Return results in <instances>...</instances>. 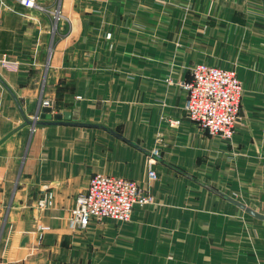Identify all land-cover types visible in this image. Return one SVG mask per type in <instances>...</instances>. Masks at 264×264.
I'll return each mask as SVG.
<instances>
[{
	"label": "crops",
	"instance_id": "0c3cea01",
	"mask_svg": "<svg viewBox=\"0 0 264 264\" xmlns=\"http://www.w3.org/2000/svg\"><path fill=\"white\" fill-rule=\"evenodd\" d=\"M37 4L0 0V264H264V220L228 200L264 216V0ZM199 64L243 85L230 139L185 110ZM96 173L152 203L72 228Z\"/></svg>",
	"mask_w": 264,
	"mask_h": 264
},
{
	"label": "built area",
	"instance_id": "2783aa9c",
	"mask_svg": "<svg viewBox=\"0 0 264 264\" xmlns=\"http://www.w3.org/2000/svg\"><path fill=\"white\" fill-rule=\"evenodd\" d=\"M28 9H40L37 0H18ZM55 18L61 21V12L57 10ZM192 80L181 83L186 91L185 110L191 121L210 136L230 139L235 132L242 108L243 85L235 71L221 69L206 64L191 68ZM44 101L42 108H48ZM38 114L35 121H39ZM153 155L159 156V151ZM150 180L157 178L150 170ZM52 195L40 201L39 207L51 205ZM151 195L136 182L114 175L94 174L88 189L78 195L75 206L70 212L72 228L85 230L93 222L112 219L128 223L135 206L144 207L152 203Z\"/></svg>",
	"mask_w": 264,
	"mask_h": 264
},
{
	"label": "water",
	"instance_id": "95a60500",
	"mask_svg": "<svg viewBox=\"0 0 264 264\" xmlns=\"http://www.w3.org/2000/svg\"><path fill=\"white\" fill-rule=\"evenodd\" d=\"M46 113L50 114L51 111L48 109V110H46ZM45 117L48 118V119H51V116H50V115H48V116H47L46 114L43 115V118H45ZM55 118L58 119V120L63 119V117H62L61 115H57V116H55ZM65 118L68 120V119L71 118V116H70L69 114H67V115L65 116ZM36 124L43 125V124H50V123L40 122V123H36ZM228 200H229L231 203L235 204L236 206H238V207H240V208L246 210L248 213H250L251 215L255 216L256 218H259V219L264 220V216H263V215H260V214H258V213H256V212H254L253 210L246 208V206H244L243 204L239 203L238 201H235V200H233V199H231V198H228Z\"/></svg>",
	"mask_w": 264,
	"mask_h": 264
},
{
	"label": "rangeland",
	"instance_id": "374dc122",
	"mask_svg": "<svg viewBox=\"0 0 264 264\" xmlns=\"http://www.w3.org/2000/svg\"><path fill=\"white\" fill-rule=\"evenodd\" d=\"M108 38H110V36L108 35ZM181 84V83H180ZM43 104V103H42ZM34 122H37V123H39V121H35L34 120ZM146 192H148V191H146ZM149 193V192H148ZM150 194V193H149ZM151 195V194H150ZM151 197H152V195H151ZM153 198V197H152ZM74 208V207H73ZM41 210H44V209H41ZM72 210V209H71ZM71 212V211H70ZM70 217V216H69ZM69 222H70V218H69Z\"/></svg>",
	"mask_w": 264,
	"mask_h": 264
}]
</instances>
